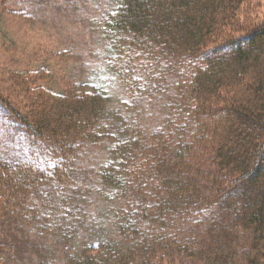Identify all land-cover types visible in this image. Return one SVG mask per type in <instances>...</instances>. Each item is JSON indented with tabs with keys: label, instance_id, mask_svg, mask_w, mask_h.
Instances as JSON below:
<instances>
[{
	"label": "trees",
	"instance_id": "16d2710c",
	"mask_svg": "<svg viewBox=\"0 0 264 264\" xmlns=\"http://www.w3.org/2000/svg\"><path fill=\"white\" fill-rule=\"evenodd\" d=\"M249 2L118 0L108 11L105 29L128 34L156 67L190 66L175 86V118L148 133L138 124L116 131L105 90L54 92L35 85L40 72L11 71L26 103L1 96L0 111L26 145L0 151V231L35 219L33 197L70 182L80 149L112 140L100 182L112 198L142 192L149 225L130 220L129 206L117 217L124 243H92L64 264H153L170 249L188 264H264V19L240 18ZM192 219L191 240L173 236ZM10 247L0 239V264Z\"/></svg>",
	"mask_w": 264,
	"mask_h": 264
},
{
	"label": "rangeland",
	"instance_id": "374dc122",
	"mask_svg": "<svg viewBox=\"0 0 264 264\" xmlns=\"http://www.w3.org/2000/svg\"><path fill=\"white\" fill-rule=\"evenodd\" d=\"M116 1L0 0V97L26 103V95L9 79L10 73L29 76L40 72L43 79L35 85L54 92L95 87L105 90L109 94L108 116L118 120L116 131L138 124L148 133L172 121L177 113L171 104L175 86L188 77L190 66L183 61L170 69L160 58L156 67L128 34L106 30V15ZM244 12L256 21L264 19V0H250L242 7L240 18L245 17ZM22 140L0 111V151L19 154L24 148ZM111 144L112 140H102L80 149L73 166L68 165L75 172L70 182H53L39 190V198L33 197L39 210L35 219L25 225L15 222L17 227L0 231V239L6 242L8 238L11 245L6 264H64L67 256L92 243H124L117 217L129 206L137 209L136 218L131 215L130 220L140 228L146 222L149 225L139 206L142 192L135 198H112L113 189L100 182L99 167L109 159ZM21 155L26 157L25 152ZM148 186H152L150 182ZM40 202H44L41 207ZM194 221L171 228L173 236L191 240L195 234L189 233L193 229L190 224ZM42 224L51 229L42 230ZM168 252L164 257L155 253L151 262L188 264L189 260Z\"/></svg>",
	"mask_w": 264,
	"mask_h": 264
}]
</instances>
